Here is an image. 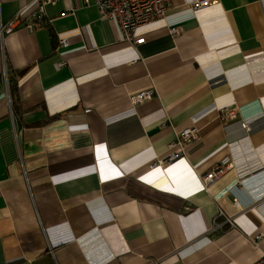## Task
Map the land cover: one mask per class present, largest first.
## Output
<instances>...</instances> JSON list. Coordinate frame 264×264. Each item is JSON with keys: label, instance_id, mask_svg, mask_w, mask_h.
<instances>
[{"label": "crops", "instance_id": "1", "mask_svg": "<svg viewBox=\"0 0 264 264\" xmlns=\"http://www.w3.org/2000/svg\"><path fill=\"white\" fill-rule=\"evenodd\" d=\"M194 1L170 0L132 46L94 6L59 0L29 31L33 0H0V27L20 18L0 42V264H253L263 254L264 0L198 11ZM59 38L68 47L58 51ZM144 90L154 98L133 106ZM230 109L237 121H222ZM185 128L198 130L185 157L151 169ZM227 156L234 169L205 189ZM240 172L253 173L244 186Z\"/></svg>", "mask_w": 264, "mask_h": 264}, {"label": "built area", "instance_id": "2", "mask_svg": "<svg viewBox=\"0 0 264 264\" xmlns=\"http://www.w3.org/2000/svg\"><path fill=\"white\" fill-rule=\"evenodd\" d=\"M59 0H33L35 9L31 14V24L24 26L27 30L32 31L34 25H43L46 22L45 8L47 6L54 5ZM76 8L82 6H94L101 17V19L112 20L118 25V29L121 34V40L132 46H139L144 43L143 38L136 36V31L139 27L151 24L155 21H159L165 18L167 11L170 8V0H74ZM218 3V0H195L191 4V8L194 11L203 10L211 5ZM20 21L19 16L14 17L9 23L0 27V42L5 34L11 33ZM170 33L173 36H177L180 33L178 28L170 29ZM68 47V40L66 38L58 39V51ZM57 51V52H58ZM65 62H61L56 65V68L63 67ZM5 77V74H4ZM3 77V78H4ZM5 85L6 81L4 79ZM7 89V88H6ZM155 96L154 90H144L137 92L130 96L129 101L133 106H137L144 102L150 101ZM262 114L254 116L245 122L239 121L240 127L249 131L250 123L259 119ZM220 119L224 122L237 121V115L235 110H222ZM198 139V130L196 128H185L177 132L175 139L168 146V153L161 159L157 160L150 167L161 168L170 165L185 157L187 149ZM234 169V162L227 156L223 158L218 164L214 165L212 169L202 177V184L205 189L216 180L224 176L229 170ZM246 172H240V178L238 184L244 186L245 176L249 177L252 174ZM264 174L261 170L259 174ZM245 175V176H244ZM215 200H218L216 198ZM236 207H241L239 202H235ZM217 217L222 218L224 223L229 225L230 228L236 229L235 218L229 217L226 213L219 208ZM217 227H219L217 225ZM216 229V228H214ZM156 264V263H155ZM253 264H264V252L260 258Z\"/></svg>", "mask_w": 264, "mask_h": 264}, {"label": "trees", "instance_id": "3", "mask_svg": "<svg viewBox=\"0 0 264 264\" xmlns=\"http://www.w3.org/2000/svg\"><path fill=\"white\" fill-rule=\"evenodd\" d=\"M55 119H56V117H51V118H49V120L43 122L42 124H43V125H46L48 122H52V121H54Z\"/></svg>", "mask_w": 264, "mask_h": 264}]
</instances>
